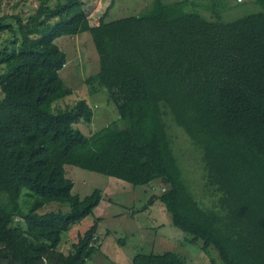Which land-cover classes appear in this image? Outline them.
Here are the masks:
<instances>
[{
    "label": "trees",
    "instance_id": "1",
    "mask_svg": "<svg viewBox=\"0 0 264 264\" xmlns=\"http://www.w3.org/2000/svg\"><path fill=\"white\" fill-rule=\"evenodd\" d=\"M154 1L110 21L114 0L95 21L82 0H42L27 19L13 16L16 26L0 15L13 33L0 46V264H88L98 250L99 217L72 251L59 248L102 199L100 188L73 193L67 164L135 186L159 180L155 196L190 240L215 246L225 264H264V0L231 21L216 0L207 4L215 20L185 10L187 0ZM84 31L100 60L86 81L107 89L125 124L91 134L77 125L93 120L86 98L54 107L75 90L61 76L68 57L56 39ZM174 126L201 148L210 204L186 171ZM51 201L71 208L39 211ZM132 264L188 263L167 250L137 253Z\"/></svg>",
    "mask_w": 264,
    "mask_h": 264
},
{
    "label": "rangeland",
    "instance_id": "2",
    "mask_svg": "<svg viewBox=\"0 0 264 264\" xmlns=\"http://www.w3.org/2000/svg\"><path fill=\"white\" fill-rule=\"evenodd\" d=\"M41 1L0 0V15L9 16L3 23L16 26V19L13 16L21 15L27 19L37 10ZM46 1L55 4L59 0ZM82 1L93 21L111 2V0ZM187 1L184 5L185 10L192 9L191 11L203 13L210 20L216 19L214 12L207 8V4H211L210 0ZM216 4L223 21L235 20L246 14L258 12L262 8L256 0H216ZM154 5V0H114L106 19L110 21L130 16L147 11ZM12 38V32L0 27V46L10 42ZM56 43L68 57L66 64L60 70L61 76L65 83L73 86L75 90L56 102L54 107L63 108L79 98H86L94 108L93 120L91 123L81 121L77 125L87 134L100 130L112 122L124 126V122L118 118L119 112L115 103L108 98L107 89L98 86L97 82L90 84L86 81L88 76L100 70L99 55L91 33L84 31L76 35H62L56 39ZM1 71L0 68V73ZM1 95L3 93L0 90V97ZM174 128L176 147L184 161L186 171L194 180L199 195L210 204L211 196L204 194L201 186L204 164L201 148L193 144L181 127L174 126ZM66 171L67 176L74 182L73 193L85 197L96 188H100L102 199L93 213L63 232L59 248L65 253L73 250V245L79 240L80 234H83L99 217L101 219L97 230L99 248L87 260L88 264H132L133 257L137 253H161L167 250L176 252L188 264H225L215 246L204 248L201 239L190 240L191 235L172 223L171 214L164 202L155 196L162 193V184L159 180L135 186L126 180L72 164L66 165ZM70 208L69 202L51 201L39 211L59 209L68 211Z\"/></svg>",
    "mask_w": 264,
    "mask_h": 264
}]
</instances>
